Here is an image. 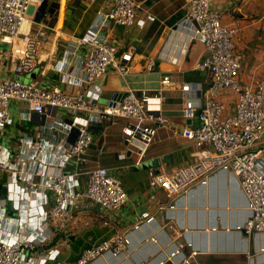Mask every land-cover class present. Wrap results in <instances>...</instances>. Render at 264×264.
Returning <instances> with one entry per match:
<instances>
[{
    "label": "built area",
    "instance_id": "2783aa9c",
    "mask_svg": "<svg viewBox=\"0 0 264 264\" xmlns=\"http://www.w3.org/2000/svg\"><path fill=\"white\" fill-rule=\"evenodd\" d=\"M43 1L0 0V43L16 42L19 51L11 65L12 72L28 73L35 65L38 48L46 36L45 25L37 23L32 33L24 31L23 27L31 20L29 8ZM106 1L108 8L95 12L96 19L87 34L71 46L86 47L80 77L72 72L69 62L56 68L66 83L78 80L83 87L81 93H69L59 87L46 89L35 82L0 77V135L11 122L8 105L12 100L22 102L28 116L32 112L45 114V110L55 108L71 113L67 122L53 121L48 125L49 130H58L62 137L54 144L43 143L42 160L35 151L28 152L24 145L18 149L14 161H10L0 143V172H7L4 200L18 215L17 230L0 229V264H38L33 262V257L37 256L36 247L47 237L46 220L65 217L82 199L108 211L126 202L120 181L104 167L83 168L92 142L90 129L103 121H121L123 147L134 152L136 161L143 157L157 127L168 126L173 133L178 132L195 147L194 159L170 174L153 175V182L165 196L175 201L191 187L204 184L210 175L228 173L237 181L245 199L247 217L237 229L245 237L264 232V49L258 76L241 82L238 73L242 55L236 48L239 29L222 23L219 13L211 8L215 0H187L188 9L176 23V40L166 60L178 66L190 43L198 42L203 53L191 68L203 73L204 81L186 82L177 74L165 73L154 90L135 91L127 87L117 101L101 107L96 101L100 89L94 81L109 68L121 77L135 73L128 62L117 59L116 47L108 41L105 31L111 25H132L136 4L134 0ZM146 18L152 20L150 15ZM130 56L129 52L124 53L126 60ZM141 68L145 72L152 71L154 58L146 56ZM170 86H176L180 93L179 115L183 120H190L188 124H174L163 114V94ZM225 92L233 94L230 112L220 99ZM68 137L70 142L66 140ZM67 163L73 165L74 171L62 173L60 169ZM79 176H83L84 181L77 189ZM44 190L53 194L50 207L43 213L31 215L32 209L24 197L31 193L40 197ZM172 208L173 205L168 206ZM152 219L148 212L142 211L133 218L130 230ZM147 241L154 243L156 239L149 236ZM128 243L126 232L114 233L84 248L76 259L54 264H91L103 254L121 255ZM181 248L172 243L169 249L156 250L134 264H152V261L153 264H189L194 252L185 254ZM49 255L50 252L41 254V263Z\"/></svg>",
    "mask_w": 264,
    "mask_h": 264
},
{
    "label": "crops",
    "instance_id": "0c3cea01",
    "mask_svg": "<svg viewBox=\"0 0 264 264\" xmlns=\"http://www.w3.org/2000/svg\"><path fill=\"white\" fill-rule=\"evenodd\" d=\"M134 2V23L126 27L111 25L105 33L108 41L116 47L117 59L128 62L135 73L121 77L109 68L96 79L94 84L100 89L96 101L101 107L117 101L127 87L135 91L154 90L165 73L177 74L186 82L204 81L203 73L191 68L203 53L200 44L191 51L190 43L178 66H172L166 60L171 44L176 40V23L188 9L187 0ZM108 6L106 0H44L31 6L28 11L31 20L23 30L32 33L37 23H41L45 25L46 35L38 48L35 65L28 73L12 72L11 65L19 53L17 43H0V77L35 82L46 89L59 87L69 93H81L83 87L78 80L66 83L56 68L69 62L72 72L80 77L86 47L71 46L87 34L96 19L95 12ZM211 8L219 13L222 23L239 29L236 41V48L242 55L239 80L246 82L257 77L264 49V0H215ZM147 15L152 16V20L147 19ZM125 52L131 54L128 60L124 58ZM146 56L154 58V68L150 72L141 68ZM220 99L226 111L230 112L233 94L225 92ZM180 105V93L176 86L166 87L162 99L163 114L178 125L186 121L179 115ZM8 111L11 122L3 129L0 143L10 161H14L18 149L24 145L28 152L35 151L42 160L43 143L54 144L62 137L58 130H49L48 125L53 121L65 123L71 117V113L60 108L49 112L45 110V114L40 115L32 112L28 116L25 105L15 100L9 102ZM120 128L121 121H103L91 127L92 142L87 148L83 168L104 167L120 181L126 193V202L108 211L82 199L79 206L65 217L46 220L47 237L36 247L34 263L72 261L84 248L114 233L126 232L129 243L124 253L115 257L103 254L91 264H134L156 250L169 249L172 243L181 245L185 254L194 252L189 264H264V232L245 237L237 229L247 215L245 199L234 177L228 173H214L204 184L191 187L173 201L165 196L152 177L156 173L170 174L177 167L193 161L195 147L192 142L178 132L173 133L168 126H159L143 157L136 161L134 152L123 147ZM66 140L70 142L71 138ZM60 171L71 173L74 168L67 163ZM83 181V176L76 178L77 189L81 188ZM6 182L7 172L2 171L0 212L3 209V214H0V229L14 232L18 228V215L4 200ZM38 197L32 193L24 197L32 209L31 215L46 211L53 194L44 190ZM170 205H173L172 209H168ZM142 211L148 212L153 217L152 221L130 230L133 218ZM149 236H154L156 242H148ZM46 252L50 255L41 263L42 257H39Z\"/></svg>",
    "mask_w": 264,
    "mask_h": 264
},
{
    "label": "rangeland",
    "instance_id": "374dc122",
    "mask_svg": "<svg viewBox=\"0 0 264 264\" xmlns=\"http://www.w3.org/2000/svg\"><path fill=\"white\" fill-rule=\"evenodd\" d=\"M193 43H195V44H193ZM193 43H191V51H194L195 49H196V47L198 46V42H196V41H193ZM197 76V75H196Z\"/></svg>",
    "mask_w": 264,
    "mask_h": 264
},
{
    "label": "water",
    "instance_id": "95a60500",
    "mask_svg": "<svg viewBox=\"0 0 264 264\" xmlns=\"http://www.w3.org/2000/svg\"><path fill=\"white\" fill-rule=\"evenodd\" d=\"M41 3H42V2H41ZM41 3H40V4H41ZM189 122H190V120L186 119L185 123H187V124H188Z\"/></svg>",
    "mask_w": 264,
    "mask_h": 264
},
{
    "label": "bare ground",
    "instance_id": "6f19581e",
    "mask_svg": "<svg viewBox=\"0 0 264 264\" xmlns=\"http://www.w3.org/2000/svg\"><path fill=\"white\" fill-rule=\"evenodd\" d=\"M26 24H27V22H26Z\"/></svg>",
    "mask_w": 264,
    "mask_h": 264
}]
</instances>
